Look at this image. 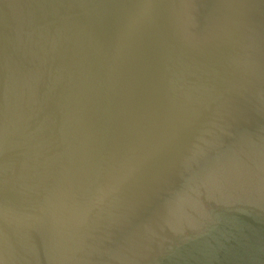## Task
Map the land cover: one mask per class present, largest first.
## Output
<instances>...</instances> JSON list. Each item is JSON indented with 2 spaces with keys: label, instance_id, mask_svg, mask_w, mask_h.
Returning a JSON list of instances; mask_svg holds the SVG:
<instances>
[{
  "label": "water",
  "instance_id": "1",
  "mask_svg": "<svg viewBox=\"0 0 264 264\" xmlns=\"http://www.w3.org/2000/svg\"><path fill=\"white\" fill-rule=\"evenodd\" d=\"M0 264H264V0H0Z\"/></svg>",
  "mask_w": 264,
  "mask_h": 264
}]
</instances>
